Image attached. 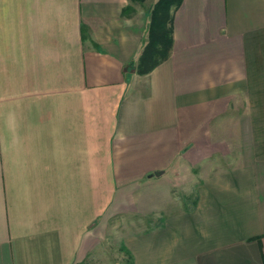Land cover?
Returning a JSON list of instances; mask_svg holds the SVG:
<instances>
[{"label":"crops","instance_id":"obj_1","mask_svg":"<svg viewBox=\"0 0 264 264\" xmlns=\"http://www.w3.org/2000/svg\"><path fill=\"white\" fill-rule=\"evenodd\" d=\"M154 1L0 0V264H76L182 169L195 207L121 234L132 264H264V0H182L140 74Z\"/></svg>","mask_w":264,"mask_h":264},{"label":"rangeland","instance_id":"obj_2","mask_svg":"<svg viewBox=\"0 0 264 264\" xmlns=\"http://www.w3.org/2000/svg\"><path fill=\"white\" fill-rule=\"evenodd\" d=\"M141 6V9L145 8L146 4ZM224 166L226 163L220 162L215 164L214 168ZM187 174V170L182 169L178 173L179 180L138 185L133 192L134 196L132 195L133 203L125 210H120V213L107 218L105 225L99 227L97 247L76 264H129V257L120 235L154 227L166 213L190 206L195 189L187 180Z\"/></svg>","mask_w":264,"mask_h":264},{"label":"trees","instance_id":"obj_3","mask_svg":"<svg viewBox=\"0 0 264 264\" xmlns=\"http://www.w3.org/2000/svg\"><path fill=\"white\" fill-rule=\"evenodd\" d=\"M141 2L143 0H131ZM182 0H155L147 10L148 22L146 27L145 43L135 62L131 63L140 74L147 73L164 61L170 53L173 45V14L179 7ZM133 8H124L122 13L126 14ZM86 36V27L83 25V38ZM197 200L196 193L191 199L190 206L184 211L192 210ZM162 224V219L159 224ZM126 249V248H125ZM129 257V264H132V256L126 249Z\"/></svg>","mask_w":264,"mask_h":264},{"label":"water","instance_id":"obj_4","mask_svg":"<svg viewBox=\"0 0 264 264\" xmlns=\"http://www.w3.org/2000/svg\"><path fill=\"white\" fill-rule=\"evenodd\" d=\"M157 174V173H156Z\"/></svg>","mask_w":264,"mask_h":264}]
</instances>
